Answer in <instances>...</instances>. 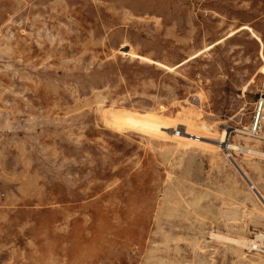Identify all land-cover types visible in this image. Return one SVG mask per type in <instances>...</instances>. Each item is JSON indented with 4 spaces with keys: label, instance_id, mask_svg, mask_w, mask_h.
Wrapping results in <instances>:
<instances>
[{
    "label": "rangeland",
    "instance_id": "1",
    "mask_svg": "<svg viewBox=\"0 0 264 264\" xmlns=\"http://www.w3.org/2000/svg\"><path fill=\"white\" fill-rule=\"evenodd\" d=\"M263 88L264 0H0V264H264Z\"/></svg>",
    "mask_w": 264,
    "mask_h": 264
},
{
    "label": "bare ground",
    "instance_id": "2",
    "mask_svg": "<svg viewBox=\"0 0 264 264\" xmlns=\"http://www.w3.org/2000/svg\"><path fill=\"white\" fill-rule=\"evenodd\" d=\"M104 123L107 125V127L113 129L118 133L137 131L142 134L148 135L149 137L162 138L176 132L171 128L169 122L163 119L162 116L149 111L141 112L137 110L109 109L104 113ZM226 129H223L220 132V135L217 139H205H207L208 142L223 147L224 149L227 147L233 149L242 148L243 150L248 151L247 153L249 154H255L257 156L264 157V151L236 146L234 144L232 145V143L229 141V131H227ZM235 242L238 245L246 246L249 248H258L260 246L264 247V233L256 234V237L254 239H237L235 240Z\"/></svg>",
    "mask_w": 264,
    "mask_h": 264
},
{
    "label": "built area",
    "instance_id": "3",
    "mask_svg": "<svg viewBox=\"0 0 264 264\" xmlns=\"http://www.w3.org/2000/svg\"><path fill=\"white\" fill-rule=\"evenodd\" d=\"M244 130L250 137L264 142V88L255 102L252 121L250 125L244 127ZM224 151L226 157L232 160H235V155L246 154L248 152L242 148L233 149L229 147L225 148ZM249 187L252 191L256 188L252 183Z\"/></svg>",
    "mask_w": 264,
    "mask_h": 264
}]
</instances>
